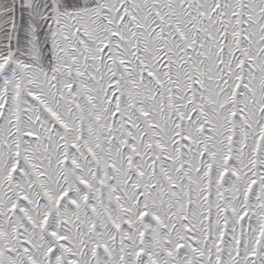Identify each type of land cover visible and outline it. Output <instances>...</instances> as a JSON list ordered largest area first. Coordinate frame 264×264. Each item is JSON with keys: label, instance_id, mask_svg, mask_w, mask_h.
<instances>
[{"label": "snow or ice", "instance_id": "snow-or-ice-1", "mask_svg": "<svg viewBox=\"0 0 264 264\" xmlns=\"http://www.w3.org/2000/svg\"><path fill=\"white\" fill-rule=\"evenodd\" d=\"M0 264H264V0H0Z\"/></svg>", "mask_w": 264, "mask_h": 264}]
</instances>
